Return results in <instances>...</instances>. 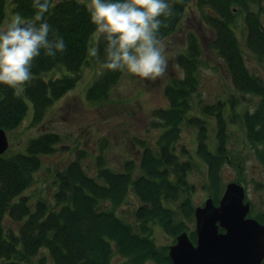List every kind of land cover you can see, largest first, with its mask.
<instances>
[{
    "label": "trees",
    "instance_id": "16d2710c",
    "mask_svg": "<svg viewBox=\"0 0 264 264\" xmlns=\"http://www.w3.org/2000/svg\"><path fill=\"white\" fill-rule=\"evenodd\" d=\"M87 2L89 0L83 3L52 0L53 6L45 19L63 37L67 50L58 52L55 58L45 56L42 51L33 62V79L19 97L14 95L13 89L0 83V127L7 132L23 123L30 105L33 106V123L40 122L48 108L76 86L83 67L91 58L99 59L102 65L105 62V42L100 36L96 46L99 56L88 54L96 26L90 22L85 8ZM168 2L174 15L165 21L167 26L160 29L162 40L179 29L194 2L202 20L214 31L212 46L225 60L234 86L244 94L260 97L256 111H246L243 116L253 142L263 140L264 81L249 69L236 27L243 17L246 45L264 61V0ZM8 3L14 13L25 20L34 18L36 10L31 6L32 0H0V26ZM187 40V51L176 58L185 69L184 79L174 78L165 88L170 105L154 111L157 125L164 130L156 147L144 145L138 172L133 160L127 162L125 170L116 171L106 165L100 155L96 174L91 175L78 157L57 173L54 203L39 199L33 206L24 192L36 180V173L43 164L42 155L55 151L61 135L44 132L30 139L24 150L0 154V264H112L115 256L123 258L121 264H145L148 260L172 264L168 249L158 247L151 231L152 224H157L177 236L188 229L185 217L189 218L194 212L191 196L194 184L188 177L193 165L190 160H182L175 150L182 123L199 87L198 69L202 62L198 36L189 32ZM56 70L65 72L59 77L46 78L48 72ZM122 75L103 67L87 89V98L92 102L103 101ZM238 103L233 94L228 100L220 99L203 107L205 113L216 116V150L209 145L206 120L199 116L188 119L199 128L197 153L208 164L211 179L217 184L220 166L229 159V120L225 110L228 105L234 109ZM263 151L259 155L264 159ZM131 192L141 200L134 212L135 224L119 214ZM215 195L218 200L217 189ZM174 202H179L177 209L171 206ZM178 212L183 214L182 218ZM7 217L19 226L7 229ZM191 235L197 240L196 232Z\"/></svg>",
    "mask_w": 264,
    "mask_h": 264
},
{
    "label": "rangeland",
    "instance_id": "374dc122",
    "mask_svg": "<svg viewBox=\"0 0 264 264\" xmlns=\"http://www.w3.org/2000/svg\"><path fill=\"white\" fill-rule=\"evenodd\" d=\"M14 15L16 13L8 3L7 13L0 28L6 27ZM236 28L249 69L264 81V61L259 60L246 45V24L243 17L239 18ZM189 32H194L201 42L202 62L198 69L199 87L193 95L191 110L186 113L187 117L182 123L180 138L175 146L176 153L181 159L190 160L193 165L188 177L189 182L194 184L191 195L194 212L189 218L185 217L188 228L185 231L196 243L197 240L191 235L193 232L197 233L196 208L204 206L210 197L219 204L231 182L244 185L245 201L251 204L249 217L261 219L259 221L264 223V159L259 155L264 150V139L259 138L253 142L243 116L246 111L250 113L256 111L260 97L253 93L244 94L234 86L225 60L212 46L214 31L202 20L194 2L190 4L179 29L163 40L166 45L168 68L162 77L153 81L123 73L106 99L92 102L87 98V89L102 73L103 65L99 59L91 58L89 64L83 67L76 86L50 106L40 122L33 123V106L30 105L23 123L7 132L10 146L6 152L24 150L30 139L44 132H57L62 137L55 151L42 155L43 164L36 173V180L24 192L29 196L33 206L39 199L54 203V194L58 189L57 173L78 157L91 175L96 174L97 158L100 155L106 165L113 170L123 171L127 162L133 160L137 165L135 172L139 171L144 145L156 147V142L164 130L157 125L158 119L154 111L170 105L165 88L178 77L173 65H179L185 75V69L177 63L176 58L179 53L187 51ZM98 38L95 32L91 37L90 48L97 46ZM63 72L65 70L48 72L46 78L59 77ZM233 94L239 103L234 109L228 105L225 110L229 120V159L220 166V180L217 184L211 179L208 164L197 153L199 128L188 119L199 116L206 120L209 145L216 150L218 143L216 116L205 113L203 107L206 104H215L220 99L228 100ZM216 189L219 194L218 200L215 199ZM179 202L171 203V206L177 209ZM140 205L141 200L131 192L127 202L119 209V214L126 221L135 224L134 212ZM178 216L182 218L183 214L178 212ZM5 221L7 229L19 226L18 222L9 217ZM152 228L151 236L158 247H163L165 251L168 249L170 252V247L177 243L179 234L173 236L157 224H152ZM122 261L121 256H115L112 264H121ZM145 264L170 263L148 260Z\"/></svg>",
    "mask_w": 264,
    "mask_h": 264
},
{
    "label": "clouds",
    "instance_id": "9594fccd",
    "mask_svg": "<svg viewBox=\"0 0 264 264\" xmlns=\"http://www.w3.org/2000/svg\"><path fill=\"white\" fill-rule=\"evenodd\" d=\"M31 6L36 10L32 20L17 13L6 27L0 28V83L13 89L17 97L32 81L33 62L42 51L55 58L58 52L67 50L63 37L45 19L52 0H32ZM85 8L96 33L105 42L106 70L153 81L164 75L168 59L160 29L174 15L168 0H89ZM88 54L98 57L99 50L92 47ZM173 68L178 78L184 79L179 65Z\"/></svg>",
    "mask_w": 264,
    "mask_h": 264
},
{
    "label": "water",
    "instance_id": "95a60500",
    "mask_svg": "<svg viewBox=\"0 0 264 264\" xmlns=\"http://www.w3.org/2000/svg\"><path fill=\"white\" fill-rule=\"evenodd\" d=\"M10 146L7 131L0 127V154ZM243 184H228L219 204L212 197L196 208L197 242L184 231L170 247L173 264H261L264 260V224L248 217ZM223 228L224 231L220 229Z\"/></svg>",
    "mask_w": 264,
    "mask_h": 264
},
{
    "label": "flooded vegetation",
    "instance_id": "af4514ba",
    "mask_svg": "<svg viewBox=\"0 0 264 264\" xmlns=\"http://www.w3.org/2000/svg\"><path fill=\"white\" fill-rule=\"evenodd\" d=\"M264 224V223H263ZM263 262H264V260L262 261V263L261 264H263Z\"/></svg>",
    "mask_w": 264,
    "mask_h": 264
}]
</instances>
